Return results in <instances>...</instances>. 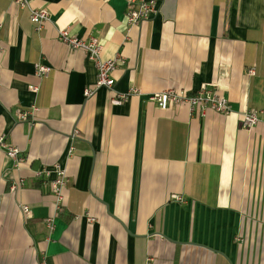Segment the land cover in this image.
<instances>
[{
    "label": "crops",
    "instance_id": "0c3cea01",
    "mask_svg": "<svg viewBox=\"0 0 264 264\" xmlns=\"http://www.w3.org/2000/svg\"><path fill=\"white\" fill-rule=\"evenodd\" d=\"M154 1L155 16L129 25V0H0V137L18 149L0 144V264H264V113L241 125L264 111V0ZM31 8L48 11L39 30ZM60 29L121 55L112 88L84 96L96 66ZM202 87L231 112L150 98Z\"/></svg>",
    "mask_w": 264,
    "mask_h": 264
},
{
    "label": "built area",
    "instance_id": "2783aa9c",
    "mask_svg": "<svg viewBox=\"0 0 264 264\" xmlns=\"http://www.w3.org/2000/svg\"><path fill=\"white\" fill-rule=\"evenodd\" d=\"M21 7L27 5V0H14ZM158 12L157 3L154 0H129L127 3L126 9V23L129 25H137L142 21H147L155 16ZM48 11L45 8H31L30 9V20L36 26V29L39 30L43 22L47 19ZM59 40L67 44L72 49H82L85 51L87 57L94 62L97 73L96 81L93 87H86L83 90L85 97L91 96L99 88H112L114 84V79L112 77V71L116 68L117 65L124 63L121 55H116L112 59L104 60L101 58V49L102 46L95 38H90L89 41H83L77 37L71 35L67 29H60L58 31ZM50 68L48 66L36 64L35 73L37 76H46ZM254 69L248 70V75H253ZM30 91L36 92L38 86L29 85ZM134 91V90H133ZM127 94H119L114 97L111 102L113 104H121L126 98ZM151 100L156 102L159 108L167 109L171 106L187 105L191 112H197L200 115L204 114L206 109H212L215 112L221 114H229L231 112V107L227 99L219 95L216 90L202 87L200 90L194 94H187L184 90H177L174 88H168L161 92H156L151 95ZM33 111L35 108L32 109ZM264 111L249 109L243 113L241 125L244 128H251L258 123L262 122L260 119L261 114ZM18 118L24 119L26 113L23 111H18ZM0 144H4L3 137H0ZM6 154L8 157L16 159L18 154V149L7 146ZM72 150V149H71ZM54 180L51 182L52 190L55 194L57 205V211H60L63 207V189L66 183V175L64 168L55 163L53 165ZM44 174L48 175L49 171H44ZM41 173H39L40 175ZM22 182L21 179L16 181L11 185V190L15 191L19 184ZM21 211L24 217H29L31 215L30 208L27 205H22ZM53 217H48L46 219V224L49 229L53 228L52 223ZM42 264H46L45 260L42 261Z\"/></svg>",
    "mask_w": 264,
    "mask_h": 264
}]
</instances>
